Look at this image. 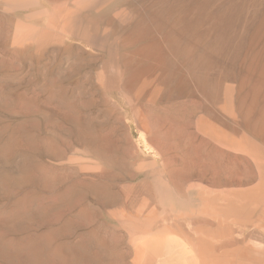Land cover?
Masks as SVG:
<instances>
[{
  "label": "rangeland",
  "instance_id": "rangeland-1",
  "mask_svg": "<svg viewBox=\"0 0 264 264\" xmlns=\"http://www.w3.org/2000/svg\"><path fill=\"white\" fill-rule=\"evenodd\" d=\"M79 1L0 3V125L27 122L39 140L33 205L15 206L17 185L0 190V264H160L166 234L186 243V264H204L202 222L178 206H192L194 190L224 192V166L240 160L200 121L264 125V0H98L94 10ZM70 8L93 38L67 31ZM22 27L36 31L25 47L12 43ZM71 43L84 63L52 73V86L22 66ZM59 90L85 105L65 115L47 94Z\"/></svg>",
  "mask_w": 264,
  "mask_h": 264
},
{
  "label": "bare ground",
  "instance_id": "bare-ground-1",
  "mask_svg": "<svg viewBox=\"0 0 264 264\" xmlns=\"http://www.w3.org/2000/svg\"><path fill=\"white\" fill-rule=\"evenodd\" d=\"M33 1L35 0H0V3L3 4V7L5 5L6 7L16 8L17 6H19L21 8H24L29 5L31 6ZM97 2L98 0H81L78 2V10H81L86 6L91 7L94 10L97 6ZM73 6L75 7V4H73ZM70 9H67L65 16L63 15V20L66 24L65 27L67 28V31L74 36L82 35L83 38H93V34H90V30L88 28H85L83 32L80 30V26L75 23L77 21L78 11L74 8ZM95 25L94 28H96ZM22 28L25 29L22 32L23 34L20 33L18 35L21 39H13L12 43L14 45L25 47L27 43L26 41L32 42L35 39L34 35L36 31H33L32 28L28 30V27ZM21 35L22 37H20ZM64 46L65 48L62 56H58L56 52L52 50L53 55L49 59L33 60L32 58H30V56L21 62L22 66H26V68L28 69V75H36L38 77H41L52 86L53 83H51V81L55 80L54 78H52V73H56V75L58 76L65 77L67 73L76 70L79 64L83 65L84 63H82L83 60H79L85 53V51L83 50L84 48L79 47L78 44L73 45V43H71L70 46ZM55 50L57 51V49ZM73 54H75L79 58L74 57ZM89 56L92 58L95 57L93 53H90ZM5 68H8L7 64H4V62L0 61V76L3 74L2 72L5 71ZM85 80L86 79L83 78L79 80L77 85H75V89H77V91H80L81 83L83 84L84 82H86ZM2 89L3 86L0 85V90ZM52 89L53 88H50L49 90ZM47 94L48 98L52 99H57L58 96L59 101L64 102V111L66 112L75 110L76 106H74V104H76V102H79L78 108H82L85 105V103H80V92L77 93L76 91H74L71 94L70 92L63 93V90L62 92H60L59 90L57 93L49 91V93ZM2 104L3 102L0 99V106H2ZM230 111L232 115L236 114V109L231 108ZM231 113L230 116H232ZM65 115H70V113L68 112ZM263 126H258L256 124L250 126L248 124H245L240 126L238 125L236 127L233 126V130H231L227 125L200 121L199 130L205 136L224 145L228 148L229 151L236 154L238 159H240L229 160L224 166L223 176L227 187L224 192L217 191L219 189H217V192H215V190L213 191L207 188H202L194 190L191 193L192 206H190L189 208H186V206H184L183 201H180L179 203L178 211L180 214L191 212L195 219L197 218L202 222V227L200 230L201 233H198L199 235L197 237V257L202 259L204 264H264ZM30 127L31 125L27 122L23 124L14 123L0 125V168L8 165L7 169L0 170V190L8 189L12 184L17 185L19 188L23 189L22 192L15 195V206H19L25 201H28L29 205H33L32 201L34 198V193L32 192V188L33 186H35V176L33 167L30 165V163L31 158L34 156L38 149L39 140H36V136L31 132ZM99 141L102 142V146L100 145L101 147L106 146L105 144L107 143L105 139H103V141ZM9 173H11L13 177L9 176ZM204 182L206 183V181ZM27 195L28 197H26ZM28 198L29 200H27ZM155 254L158 257H162V261L160 264H186V243L174 238L170 234H166L165 236L160 238L158 247L155 250ZM5 258L7 259V257Z\"/></svg>",
  "mask_w": 264,
  "mask_h": 264
}]
</instances>
